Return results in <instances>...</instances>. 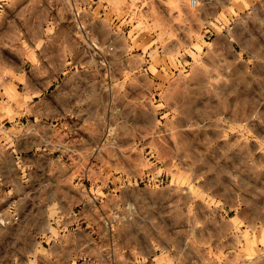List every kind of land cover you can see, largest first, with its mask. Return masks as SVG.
<instances>
[{
	"label": "rangeland",
	"instance_id": "rangeland-1",
	"mask_svg": "<svg viewBox=\"0 0 264 264\" xmlns=\"http://www.w3.org/2000/svg\"><path fill=\"white\" fill-rule=\"evenodd\" d=\"M26 1H44V64L0 66V140H44V220L7 195L31 152L0 150V264H87L109 245L113 264H264V0L209 18L202 0L0 9ZM89 6L92 44L72 30Z\"/></svg>",
	"mask_w": 264,
	"mask_h": 264
},
{
	"label": "crops",
	"instance_id": "crops-1",
	"mask_svg": "<svg viewBox=\"0 0 264 264\" xmlns=\"http://www.w3.org/2000/svg\"><path fill=\"white\" fill-rule=\"evenodd\" d=\"M232 1L234 2V0H202L203 14L209 18L210 16H225L229 10L238 11L244 8L251 10L253 7L257 8L261 0H239L235 5L232 4ZM22 6L15 10L0 9V66L18 63L44 64V1H26ZM99 17L100 13L97 11V7L89 6L87 10L76 11L73 14L75 24H73L72 30L74 35L79 34L78 36L80 37V34L85 32L88 34L90 43L92 44L93 30L90 25L91 22L96 21ZM123 27L122 25L121 27L111 26L109 31H111L110 33H115L118 28L125 31L126 29ZM57 29L61 32L59 28ZM62 31L65 32L64 29ZM18 58L21 61H18ZM5 89L6 87H0V130L3 127L6 128L7 123H9V114H11V102L6 95ZM9 141L12 142L13 140H0L1 153L6 154L15 164H18L20 160H26L21 156V152L30 151L31 155L27 156L26 161H36V163H32L31 165L25 163L26 168H30L28 171L31 174L26 175L25 179H22V177L17 178V184L14 186L10 184L7 189V195L8 197L11 196L14 203L24 200L28 204L32 203L39 206L42 210L41 217L44 220V145L40 147L41 151L39 152H37L38 148L36 147L37 145L41 146L44 140H25L26 144H31L25 150H16L17 147L13 150L12 144H8ZM19 142L14 140L15 144ZM57 221L59 220H49L47 218L45 224L56 226ZM0 225L3 224L0 223ZM26 239L42 242L45 239L56 240L57 238L51 231L47 230V232L42 234L30 232L26 234ZM107 246L108 244L106 243ZM175 247L179 248V245H175ZM138 253L139 255H143L140 251ZM96 254L97 252H94V254L93 252L90 253L87 264H113L111 245H109L108 250L106 248L103 253ZM97 256L100 258V263H98ZM144 256L146 259L147 255ZM169 259L172 264H187V260L180 258L177 252L174 253V257H169Z\"/></svg>",
	"mask_w": 264,
	"mask_h": 264
},
{
	"label": "built area",
	"instance_id": "built-area-1",
	"mask_svg": "<svg viewBox=\"0 0 264 264\" xmlns=\"http://www.w3.org/2000/svg\"><path fill=\"white\" fill-rule=\"evenodd\" d=\"M190 5L192 7H195L196 6V0H190Z\"/></svg>",
	"mask_w": 264,
	"mask_h": 264
}]
</instances>
